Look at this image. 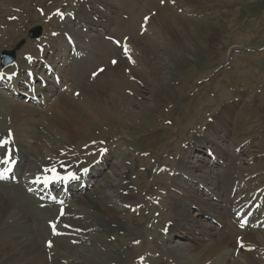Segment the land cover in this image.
Segmentation results:
<instances>
[{"label":"rangeland","instance_id":"1","mask_svg":"<svg viewBox=\"0 0 264 264\" xmlns=\"http://www.w3.org/2000/svg\"><path fill=\"white\" fill-rule=\"evenodd\" d=\"M109 1L112 6H107L105 2L103 7L94 5L99 13L92 11L88 16L100 22L102 19L99 16L104 17L105 21L101 23L119 41L115 45V41L106 39L115 53L118 54V47L123 45L130 48L126 38H131L136 46L135 63L128 61L129 67L121 71L125 76L119 74L127 83L120 87L115 100L100 107V127L93 126L91 131L82 127V136L72 143L81 148L92 141L98 144L105 142L111 150L101 172L103 175L97 178L86 194L94 197L92 192L99 187L103 195L96 207L99 210L110 209L113 218L100 229L97 227L100 222L84 211L85 217L81 218L92 227L87 232L91 240L85 244L98 251L100 257L97 256L95 262L83 264H97L102 260L98 264H206L201 262L200 255H196L200 249L190 251L187 248L191 244L189 239L177 236V232L164 235L162 229L165 230L174 218L169 194H183L180 186L172 185L175 182L186 186L193 195L206 198V202H215L209 214L199 215L197 219L202 224L218 227L223 224V228L229 229L228 223L211 222L215 219L213 217L219 216V211L228 212V204L222 199L229 198V204L235 200L232 191L228 192L230 186L227 184L249 180L252 187L247 194L254 188H262L264 192V0H166L163 4L161 0ZM84 2L0 0V51L13 49L19 41H23V45L16 52L18 59L26 57L25 53H35L42 46L44 49L48 38L54 37V32L70 33V26L78 27L69 23L76 14L83 15L84 20L87 18L82 10ZM89 6L92 7V4ZM57 11L63 13L64 21L58 20L61 17L56 15ZM144 16L148 17L143 26L148 25L146 30L141 29ZM9 17L12 20H7ZM118 22L120 26L117 27ZM32 27L41 29L37 38L31 39L27 35ZM76 43L91 58L90 61H98L83 73L85 86H90L92 92L97 93L101 85H95V89L89 74L97 65L107 67V62L96 50L85 52L86 39ZM245 46L249 48L233 52L234 47L239 49ZM51 52L49 48L45 57H51ZM73 60L74 57L69 58L70 63ZM63 61V58L61 61L57 58L60 71L63 67L67 68ZM83 64L86 65V61ZM58 90L55 94L59 93ZM71 93L69 91L67 97L70 94L74 97L72 90ZM5 94L0 93V132L3 131V134L5 129L13 128L8 112L2 106ZM80 112V119L85 120L86 117ZM71 119L69 122L75 125V118ZM202 131L206 133V139L216 140L210 144L214 153L215 148H220L224 154L215 153L217 157L212 160L209 154L212 156L213 152L204 148L197 151L206 145L202 143L197 146L196 138L204 141ZM52 137L55 148L65 147L66 136L53 134ZM235 148L239 151L235 152ZM42 152L47 154L45 149ZM182 159L189 167V175H207L209 184L203 185L209 190L212 188L218 200L205 195V191L203 194L195 184H186L189 181L183 180V177L172 175L176 166L178 169L184 165ZM201 163H206L207 167H193ZM229 163L234 164L235 168L227 166L231 165ZM227 170L230 173L228 181L227 177L222 176ZM184 195L187 200L193 199L185 189ZM77 196L71 201L77 200ZM184 205L190 215L197 212V206L191 208L188 202ZM16 219L17 212L12 211L5 220L0 221V231H7V227ZM49 233L54 235L52 230H48ZM194 233L195 236H203L205 244L213 242L215 238L209 237L206 232ZM230 241L233 244L235 240ZM235 242L236 249L240 248L238 241ZM249 243L246 249L253 248L249 241L245 245ZM235 250L233 254H236ZM236 255L238 259L241 258L240 249ZM231 258H228L229 262ZM255 259L248 257L250 264ZM69 264L79 263L73 261Z\"/></svg>","mask_w":264,"mask_h":264},{"label":"bare ground","instance_id":"2","mask_svg":"<svg viewBox=\"0 0 264 264\" xmlns=\"http://www.w3.org/2000/svg\"><path fill=\"white\" fill-rule=\"evenodd\" d=\"M103 2H105L107 6L111 3L109 0H85L82 5V10L83 13L87 14L85 15L87 18L84 20L83 15L78 13L69 20V23L77 25V28L70 26V33H57L56 37L54 36L53 38H48V42L44 45V49L42 46L40 49L36 50L35 53L30 54L29 57H33L32 63L29 62V59L28 61L24 58L17 59L15 63L16 67L6 68L3 71L5 73L4 79L9 82V84H6L3 88L16 95L15 98L4 95V97H2V106L3 110L8 112L10 123L13 125V128H10L9 134H11V139L14 144L18 146V151L11 152V161L16 160L14 164H12V162L0 164V171H3L5 168H11V166L13 167L10 172L5 173L6 178L0 179V221L5 220L12 211L17 212V219L15 220V223H12L10 227H7V231H3V229H1L2 232L0 231V264H69L73 261L83 264V262L90 263L93 262V260L95 262V258L97 256L100 257L98 251L89 248L85 244L91 240V237L87 234V232L91 231L92 227L81 218L85 217L84 211H88L100 222V224L97 225L100 229L106 227L110 222V219L113 218L111 213L112 211L110 209L108 211L104 209L99 210L96 207L98 199H100L101 195H103V192L99 187H95V190L93 189L94 191L92 193L95 194L94 197H92L90 193L86 194L87 189H85L84 192L77 191L76 193H79V196L72 192L71 197L75 195L77 196V200L71 201L69 199L70 201L68 200L66 204H63L65 206L64 213L63 210H58V208L54 205H50L48 201L43 200V202H38L33 195H30L25 191V186L28 185L29 179H33L35 176L40 175L41 166H48L51 163H55L60 160H64L66 165L70 163L64 154L67 150L65 148L58 149L53 146L54 140L52 135L66 136L67 142L65 146H72L76 148L75 150L69 149L68 153H78L77 146L72 143H75L77 137L82 136V127L88 131H91L93 126H97L99 128L102 123L100 117V107H102L104 103L114 101L115 95L119 91L120 87L127 83V81H125L126 79H123L125 75L122 74L121 71L122 69L125 71V68L129 67L127 63L129 59L125 56L124 51L120 50L117 54L115 53L116 51L108 44V41H115V39L112 37L114 35L110 33L112 31L107 32L108 28L102 24L105 21L103 19L104 17L101 15L99 16V18L103 21H101V23L97 18L88 16V13H92V11L93 13L95 11L97 12L96 8L93 7L94 5H96V7L97 5L99 7H103ZM90 3L92 4V7L89 6ZM7 20L10 21L12 19L9 17ZM118 26H120L119 22L117 23V27ZM80 28H82V30H80ZM115 29L117 33L120 34V31L117 30V28ZM92 31L95 33H92ZM102 32L107 33L102 34ZM96 33H98V35ZM66 35L72 37L74 43L73 45H68L65 42ZM83 39L87 40V49L85 50L86 53L89 52V49L96 50L95 52L102 57V60H107H104V62H107V67L103 65V71L91 75L92 72L101 66L97 65L91 74H89V80H93L91 81L93 82V86L96 85L98 87V85H101L97 88V93H94V90L92 92V88L90 86H85L86 84L84 83V70L96 65L98 61L92 62L90 61L91 58H89V56L82 53V49L79 48L76 41L80 42ZM106 39L108 41H106ZM127 42L128 45H130V52L128 55L131 54L132 50V55L134 57L136 46L134 45L133 40L129 37L127 38ZM49 48L52 50V55L49 57L47 69L49 70V73H51L53 68L54 70L55 68L59 70L58 73L60 76V83L57 85L55 80H40L39 78H36V82H45V84H48L46 88H41V91H44L43 100L49 106L48 108H35V106L30 105L29 103L26 104L25 102H21L19 100L20 98L17 93H21L22 91V87H20L19 84H21V76L23 73V79H26V77L30 74L35 75V66H37L36 61H40L39 56L44 58V55L48 53ZM68 48L74 49L73 53L80 54V58L75 57V60L70 63L69 58L73 59V56H70L67 53H70V51L67 50ZM58 57L59 61L63 58V65L67 66V68L63 67L65 69L62 68V71H60L61 68L56 64ZM113 60L117 61L115 65L112 63ZM85 61L87 63L86 65L83 64ZM133 67L134 66L132 64V69ZM16 71L17 77H14L12 78V81H9L7 76ZM119 74L123 77L119 76ZM63 87L67 89L59 91L58 94H55L57 88ZM71 90L75 98L71 95ZM69 91L71 94L67 97ZM31 93L32 91H30V94ZM98 94H100V96H98ZM75 95H77V97ZM79 110L86 117L85 120L80 119ZM75 116H78L79 118ZM69 118H75L74 120L76 121L74 122L76 124H71L69 121L72 119L70 120ZM65 120L67 124L65 123ZM38 126L39 130H37ZM69 126L71 127L69 128ZM97 127H95V129H98ZM1 135L6 139L9 138L7 130L4 134L1 133ZM205 135L206 133H203L201 136L204 141L200 138H196V141L198 142L197 146H201L202 143L213 144L214 141H216L210 138L206 139ZM1 145L2 144L0 143V147ZM44 149L46 150V155L42 152ZM195 149L198 148L195 147ZM215 153L222 155L224 154V151L220 148H215ZM46 156H48V159H46ZM108 156L109 155L106 157L104 156V158L100 161V170H102L104 164H106L105 162L107 161ZM184 162L185 161L182 159L183 164ZM229 164L231 165L227 166H230V168L233 167V169L235 168L234 164ZM211 165H213V163L209 166ZM193 167L196 169H204L207 166L206 163H201ZM188 168L189 167L184 164L176 169L179 172L178 174H183L185 176L188 175L187 179L190 183L186 182V184L191 185L195 182L199 186H202V184H206L205 186H207V184H209L207 183V175H189L187 173ZM220 173L222 174V172ZM13 174H15L18 178V181L16 183L6 181L8 180L7 177L11 180V176ZM101 175H103V173H100V176ZM222 176L227 177V181L230 180V173L228 170L227 172H224ZM126 181H128L127 178ZM229 184L230 183L227 184L230 186L228 192H230L231 188L234 186V183L231 185ZM74 185H76V182H74ZM172 185L175 187L178 186V188L180 186V190H182L183 194H180V192H171L169 194L173 204L171 209H173L172 212L174 218H172L173 220L170 221L165 231L169 234L177 232V236L180 235L179 237L189 239L191 244H188L187 248L190 251L200 249L201 251L196 253V255L201 256V262H206V264H250L248 257L252 256L256 259L252 260L253 263L251 264H264V197L261 193V206L254 209L252 214L246 218V220L249 221L252 219L253 215H256L257 218L252 222V224H249L245 226V228L241 229L242 224L239 222L237 215L239 210L246 208L244 205L247 202H243L246 199L243 200L242 196L245 195V197L250 200L255 194V188L247 194V191L252 187L249 180L240 181L238 186L241 190L235 191V200L231 204L228 203L229 198L222 199V201L228 204V212L219 211V216L213 217L215 218V223L217 224L228 223L230 226L229 229L223 228V224L222 227L212 224H202V222L197 219L199 215L203 216L204 214H209L216 205L215 202H206V198H199V196L193 195L186 186L180 184L178 185L175 182ZM243 188L244 190L242 191ZM184 189L190 196H193V199L187 200L184 195ZM210 190L211 196L213 197L215 195L214 191L212 188H210ZM196 192H198L197 188ZM74 197L72 199H74ZM212 197L211 199H213ZM185 202H188V205L191 208H194V206L198 207L197 212L194 215H190L189 212L184 209ZM258 204L259 201L254 198L248 206L255 207ZM61 211L63 212V215H61ZM53 223L56 225V232L59 233L58 235L48 234V230L53 231ZM65 225L68 227H65ZM228 225L226 224V226ZM195 231L206 232L209 237L212 236L215 238H213V242L205 244L206 240L204 237L195 236ZM86 236L88 238H86ZM237 236H242L241 241L244 245L245 242L248 243V241L253 245V248L251 249H246L245 247L240 248V259L236 257V254H233V251L237 247L235 242L237 240ZM225 238H227V241L224 240ZM230 240H235V245L234 243L232 244ZM49 241L52 242V247L48 246ZM223 241H225V243H222ZM249 245L250 243L245 246L247 247ZM208 253L210 255H208ZM92 257L94 259L91 260L90 258ZM227 257H232V261L229 262ZM103 261L104 260L100 262Z\"/></svg>","mask_w":264,"mask_h":264},{"label":"snow or ice","instance_id":"3","mask_svg":"<svg viewBox=\"0 0 264 264\" xmlns=\"http://www.w3.org/2000/svg\"><path fill=\"white\" fill-rule=\"evenodd\" d=\"M165 2V0H161V3L163 4ZM56 15H59L61 18H63V13H60L59 11H57ZM145 20L147 21L148 20V17H145ZM53 35H55V33H53ZM117 44H119V41L116 42ZM130 52V49L125 46L124 47V54L125 56H127V58L129 59V61H131L132 63H135V61L132 60L131 56L128 55ZM29 60H31V57H28ZM112 63L115 65L117 63L116 60H113ZM100 71H103V69H101ZM13 76L15 75V73L12 74ZM5 76V73L3 71H0V79L4 78ZM9 80L12 79V76H8L7 77ZM0 143H7V141H4V142H0ZM104 151V150H102ZM5 163H9V162H13L11 161V153L9 152V159L8 160H5L4 161ZM61 167H65L63 165V163H61ZM11 171V168H5L3 171H0V179H4L6 178L5 176V173L7 172H10ZM47 172H50L51 175L50 176H45L44 179H43V183L47 184L49 181H64V180H74V179H77L78 177L76 176L75 173L71 172V171H66V174L65 175H61L57 169L53 166L49 169H46ZM85 172H87V169H84ZM37 183H40L41 180L39 177H37V180H36ZM61 215H63V212L61 211ZM243 226V225H241ZM65 227H68L67 225H65ZM52 229H53V234L54 235H58L59 233L56 232V225L55 223L52 224ZM239 245L241 248H244L245 245L243 244L242 241H238ZM48 246L49 247H52V242L49 241L48 242Z\"/></svg>","mask_w":264,"mask_h":264},{"label":"water","instance_id":"4","mask_svg":"<svg viewBox=\"0 0 264 264\" xmlns=\"http://www.w3.org/2000/svg\"><path fill=\"white\" fill-rule=\"evenodd\" d=\"M40 32V29L37 27V28H33L29 31V36L31 37H35L39 34ZM20 43L17 45V47H19ZM16 49V48H15ZM11 50V51H2L1 52V59H0V63L1 65L3 66L4 63L6 62H12L14 60V50Z\"/></svg>","mask_w":264,"mask_h":264}]
</instances>
